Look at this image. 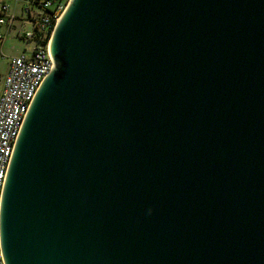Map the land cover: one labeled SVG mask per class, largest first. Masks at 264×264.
<instances>
[{"label":"water","instance_id":"1","mask_svg":"<svg viewBox=\"0 0 264 264\" xmlns=\"http://www.w3.org/2000/svg\"><path fill=\"white\" fill-rule=\"evenodd\" d=\"M48 52L5 264H264V0H70Z\"/></svg>","mask_w":264,"mask_h":264},{"label":"built area","instance_id":"2","mask_svg":"<svg viewBox=\"0 0 264 264\" xmlns=\"http://www.w3.org/2000/svg\"><path fill=\"white\" fill-rule=\"evenodd\" d=\"M70 0H0V52L8 36L34 41L28 53L9 58L0 94V204L8 166L22 122L40 84L53 68L48 45ZM30 23L31 28L26 29ZM0 264H5L0 245Z\"/></svg>","mask_w":264,"mask_h":264},{"label":"rangeland","instance_id":"3","mask_svg":"<svg viewBox=\"0 0 264 264\" xmlns=\"http://www.w3.org/2000/svg\"><path fill=\"white\" fill-rule=\"evenodd\" d=\"M6 1L11 3L12 5H16V8L18 10L20 9V6L16 4L15 0H6ZM25 28L30 29L31 28L30 23L26 24ZM0 30L4 32L5 27H0ZM33 45H34V41L32 40H27L12 35L7 37L0 52V94L2 91L4 76L8 68L10 56L20 51H25L28 53V50H30Z\"/></svg>","mask_w":264,"mask_h":264}]
</instances>
